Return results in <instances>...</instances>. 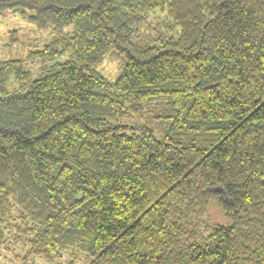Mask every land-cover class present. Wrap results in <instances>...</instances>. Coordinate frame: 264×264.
<instances>
[{
	"label": "trees",
	"instance_id": "1",
	"mask_svg": "<svg viewBox=\"0 0 264 264\" xmlns=\"http://www.w3.org/2000/svg\"><path fill=\"white\" fill-rule=\"evenodd\" d=\"M15 7L55 38L29 53L51 62L36 77L0 62V251L264 264V0H0ZM157 11L178 37L137 42ZM108 56L122 59L112 81ZM151 106L164 134L121 122ZM214 203L229 224L210 226Z\"/></svg>",
	"mask_w": 264,
	"mask_h": 264
},
{
	"label": "rangeland",
	"instance_id": "2",
	"mask_svg": "<svg viewBox=\"0 0 264 264\" xmlns=\"http://www.w3.org/2000/svg\"><path fill=\"white\" fill-rule=\"evenodd\" d=\"M34 11L22 9L19 7L8 8L0 12V62L5 60H22L25 69L30 70L36 77L43 69L51 62L40 61L37 59H29V53L41 49L44 44L55 38L52 28L39 26L30 17L34 15ZM153 16L154 19H151ZM168 20L164 12L157 11L152 14L147 25L149 26L141 30L139 36L135 40L141 44H154L155 32H159L168 37H178L179 29H170L166 26ZM145 35V36H144ZM144 36V38H143ZM67 55L62 56L58 61L65 60ZM122 59L114 56H108L98 67L97 70L107 79L113 80L116 78ZM17 86L14 76L9 79L10 89ZM131 112V111H130ZM167 114L154 106L145 107L137 115L129 114L121 119V122L127 125L147 124L157 135L164 134L168 130L170 119ZM221 199L226 203L228 197L221 188H215ZM210 226L227 225L230 223L226 218L224 211L216 203L212 204L209 209ZM209 229H207L208 231ZM22 254L19 246L12 245L0 251V264H19L20 255ZM82 263L81 261H78ZM36 264H44L42 260H36Z\"/></svg>",
	"mask_w": 264,
	"mask_h": 264
}]
</instances>
